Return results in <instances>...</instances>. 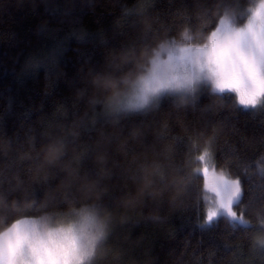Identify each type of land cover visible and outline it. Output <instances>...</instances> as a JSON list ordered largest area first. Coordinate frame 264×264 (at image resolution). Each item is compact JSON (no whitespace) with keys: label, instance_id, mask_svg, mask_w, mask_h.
Listing matches in <instances>:
<instances>
[{"label":"clouds","instance_id":"1","mask_svg":"<svg viewBox=\"0 0 264 264\" xmlns=\"http://www.w3.org/2000/svg\"><path fill=\"white\" fill-rule=\"evenodd\" d=\"M100 2L0 0V22L42 6L35 35L53 41L17 76L44 68L45 94L59 80L71 89L10 135L0 114V264H177L174 248L161 260L153 233L175 240L166 226L189 212L243 227L247 264H264V151L248 160L222 142L238 113L264 116V0H107L120 10L97 32L100 62L82 54L68 77L62 40L86 41L76 12ZM15 37L0 31V42Z\"/></svg>","mask_w":264,"mask_h":264},{"label":"trees","instance_id":"2","mask_svg":"<svg viewBox=\"0 0 264 264\" xmlns=\"http://www.w3.org/2000/svg\"><path fill=\"white\" fill-rule=\"evenodd\" d=\"M131 2L132 0H127V3ZM157 6L168 9L170 0H160ZM119 10L113 9L107 0H101L95 11L84 9L76 12L79 22L88 29L89 37L83 42L71 37L62 40L63 51L59 61L68 77L75 75L82 54L91 55L95 63L100 62L102 54L95 43L97 32L100 29L108 31ZM45 17L44 9L40 6L34 12L14 11L11 20L5 18L0 22V31L16 33L14 41L0 42V114H3V127L9 135L22 120L35 122L40 115L50 113L56 101L67 100L71 93L68 84L59 80L55 82L51 94H45L44 68L17 76L20 64L31 50L47 49L53 45L52 40L38 39L35 35L37 25ZM47 19L52 25H56L55 17L47 16ZM67 31L65 25L58 36L64 37ZM173 129L176 132L180 131L175 123ZM222 142L234 146L242 157L248 160L255 159L264 151V116L238 113L228 123ZM144 228L143 225L138 227L134 234H138ZM166 230H174L176 239H167L163 232L153 233L155 250L161 260L169 248H174L177 264H189L193 253L203 254L205 264H208L209 253L213 255L211 264H247L250 255L248 241L245 239V229L239 225L234 231L229 232L222 218L210 224H203L202 217L198 218L195 212H189L178 218L174 217L171 224L166 226Z\"/></svg>","mask_w":264,"mask_h":264},{"label":"snow or ice","instance_id":"3","mask_svg":"<svg viewBox=\"0 0 264 264\" xmlns=\"http://www.w3.org/2000/svg\"><path fill=\"white\" fill-rule=\"evenodd\" d=\"M246 67H247V65H246ZM220 70H221V72L223 74L227 75L228 69H227L226 65L222 61H221V68H220ZM249 71H252V69L249 68ZM231 82L233 83L234 86H236L238 88L242 87L241 82L237 78H234V77L231 78Z\"/></svg>","mask_w":264,"mask_h":264}]
</instances>
